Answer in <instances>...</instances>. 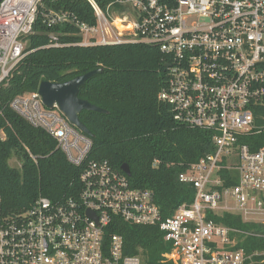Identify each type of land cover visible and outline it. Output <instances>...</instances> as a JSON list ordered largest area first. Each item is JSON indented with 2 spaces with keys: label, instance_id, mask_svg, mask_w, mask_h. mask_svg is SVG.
I'll return each mask as SVG.
<instances>
[{
  "label": "built area",
  "instance_id": "built-area-1",
  "mask_svg": "<svg viewBox=\"0 0 264 264\" xmlns=\"http://www.w3.org/2000/svg\"><path fill=\"white\" fill-rule=\"evenodd\" d=\"M59 1L0 0V84L26 54L38 17L48 27L77 29L80 39L70 42L50 32L51 47L149 44L166 59L158 99L175 121L209 131L214 150L178 174L193 187V199L163 217L150 189L131 186L107 159L86 161L90 136L56 104L46 107L37 90L15 96L10 107L81 167L80 186L58 200L39 194L24 210L0 212V264H142L141 254H124L120 234L104 236L115 217L157 226L170 243L163 263H264V250L237 247L238 234L250 232L216 220L229 212L264 225V147L238 142L264 131L255 115L264 106V0H85L92 23L53 7ZM221 170L229 174L222 178ZM234 174L235 184L224 185Z\"/></svg>",
  "mask_w": 264,
  "mask_h": 264
},
{
  "label": "trees",
  "instance_id": "trees-1",
  "mask_svg": "<svg viewBox=\"0 0 264 264\" xmlns=\"http://www.w3.org/2000/svg\"><path fill=\"white\" fill-rule=\"evenodd\" d=\"M53 7L73 11L80 20L94 21L85 0H60ZM50 32L64 42L80 39L73 25L48 27L38 17L27 36L26 54L8 81L0 84V212L24 210L39 194L58 200L80 186L81 167L68 162L56 140L14 111L10 101L37 90L42 80L63 82L97 68L102 71L88 78L78 91V97L106 110H81L78 114L92 134L86 161L107 159L120 172L121 165L127 164L131 186L150 189L163 217L179 204L191 202L194 189L180 182L178 174L212 152L214 145L209 131L175 121L169 106L158 99L166 84L164 54L142 43L51 47L47 46ZM255 115L256 122L264 124L258 119L264 115V106H259ZM238 142L256 151L264 147V131L239 136ZM12 158L19 167L9 164ZM154 160H158L156 165ZM228 172L221 170V177ZM235 182V174L230 175L224 185ZM216 220L251 233L238 234V248L246 253L264 250V225L229 212ZM111 233L122 236L124 254H141L142 264H169L161 262V255L170 249V243L157 226L115 217L104 236Z\"/></svg>",
  "mask_w": 264,
  "mask_h": 264
},
{
  "label": "water",
  "instance_id": "water-1",
  "mask_svg": "<svg viewBox=\"0 0 264 264\" xmlns=\"http://www.w3.org/2000/svg\"><path fill=\"white\" fill-rule=\"evenodd\" d=\"M101 71L102 68L93 69L63 82L42 80L38 85L37 92L42 103L46 107L50 108L56 104L70 124L91 137V132L78 117L79 112L81 110H93L105 113L106 110L90 103L86 99L78 97V91L79 87L82 86L88 78ZM121 170L127 176L130 175V170L127 164L123 163L121 165Z\"/></svg>",
  "mask_w": 264,
  "mask_h": 264
},
{
  "label": "rangeland",
  "instance_id": "rangeland-1",
  "mask_svg": "<svg viewBox=\"0 0 264 264\" xmlns=\"http://www.w3.org/2000/svg\"><path fill=\"white\" fill-rule=\"evenodd\" d=\"M9 164H11L12 166L19 167V163L17 162V160L15 158L10 159Z\"/></svg>",
  "mask_w": 264,
  "mask_h": 264
}]
</instances>
